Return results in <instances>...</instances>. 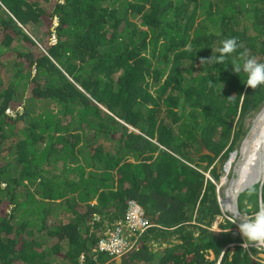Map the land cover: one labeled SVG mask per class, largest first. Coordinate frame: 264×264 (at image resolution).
I'll list each match as a JSON object with an SVG mask.
<instances>
[{
  "label": "trees",
  "instance_id": "obj_1",
  "mask_svg": "<svg viewBox=\"0 0 264 264\" xmlns=\"http://www.w3.org/2000/svg\"><path fill=\"white\" fill-rule=\"evenodd\" d=\"M245 50L264 63V0H0V264H117L97 245L129 200L155 225L121 264H215L230 243L221 264H264L232 222L210 229L205 174L264 100L232 72Z\"/></svg>",
  "mask_w": 264,
  "mask_h": 264
},
{
  "label": "clouds",
  "instance_id": "obj_2",
  "mask_svg": "<svg viewBox=\"0 0 264 264\" xmlns=\"http://www.w3.org/2000/svg\"><path fill=\"white\" fill-rule=\"evenodd\" d=\"M238 47L239 45L235 38L224 39L222 41V46L219 47L218 49L212 48L213 50L212 56L208 59H202L201 63L207 61L212 64H217V63L223 64L225 60L230 56V54H233L237 51ZM215 53H218V55ZM239 55H240V61L239 62L234 61L231 64L232 72L239 75L241 73L246 74V80L244 83L246 84V86L251 87L252 89H256L259 86H264V63L258 62V60L254 56H250L247 50L241 52ZM7 113L11 114V109H8ZM232 152L230 153L227 159L219 160L217 162V164L219 162H222L220 166V169L222 168V171L220 173V178L215 179L210 175L207 176L216 186V196L220 207V214L216 217L210 229L217 233L226 231L227 229H224L223 225L227 221H230L234 224L233 227H239L240 233L244 238V243L242 247L248 248L253 243H264V201L262 197V191L264 188V178L262 179L259 178L254 181L253 180L249 181L243 186L239 187L238 186L239 179L241 177L240 171L242 168L244 153L241 150L234 153ZM237 159H239V161L237 162L238 165L236 164V166L234 167ZM232 172L235 173L232 176L230 184L232 187L235 186L233 196L234 194H237V196L236 198L234 197L232 198L231 196H229V194H227L225 196V199H222L219 196V192L221 191L223 185H225L228 182L229 175ZM255 185H258L259 188L260 205L257 207L255 211L248 210L250 209L248 207L247 209L241 210L238 205L239 194ZM233 201H235L234 205H233ZM233 210L235 214L232 213L228 214V212L230 211L232 212ZM151 224L152 226L155 225L153 222H151ZM232 244L236 245V243H230L226 245V248L224 249L223 253L220 256L216 257V254H214L211 251L210 253H207L206 257L211 260H215V264H221L223 255L225 254L226 250L229 249L233 251L235 245L231 246ZM212 254L213 257L211 258L210 256ZM110 258L111 261H113V260L121 259L122 257L117 259H113L112 257ZM171 260L174 261V259ZM155 263L161 264L159 260L155 261ZM168 264H174V263L170 262Z\"/></svg>",
  "mask_w": 264,
  "mask_h": 264
},
{
  "label": "rangeland",
  "instance_id": "obj_3",
  "mask_svg": "<svg viewBox=\"0 0 264 264\" xmlns=\"http://www.w3.org/2000/svg\"><path fill=\"white\" fill-rule=\"evenodd\" d=\"M8 60L9 59L4 58L2 53L0 54V62L1 63L7 62L8 64H10ZM26 97L29 98L30 94H28ZM22 101H23L22 99H19V100L16 99L17 104H21ZM15 113H16V111L11 110V114H15ZM263 127H264V100L258 105V107L256 109L251 111L250 114L244 120V124L242 127V133L240 135V138L237 140V143L235 144L234 149L232 150L233 152L231 151L232 153H234V152H238L241 150L244 153V159L242 162V168L240 171V175L244 169V163H245V159H246L247 149L250 150L248 147H249L251 141H254L255 139L258 138L259 133H261V131H262L261 128H263ZM223 160H225V159H223ZM238 161H239V159H237L234 167L236 166V164L238 165V163H237ZM234 173L235 172H232L229 175L228 182L225 185H223L221 191L219 192L220 198L225 199V196L227 194H229V196H231L232 198L233 197L236 198L237 194H234V196H233L235 186L232 187L230 184V181H231ZM256 173H258V172H252V177L250 176L251 181L259 179L258 176L253 175ZM205 174H206V176H208V175L211 176V174L209 173V170H207L205 172ZM258 174H260V173H258ZM239 182H240V179H239ZM259 194H260L259 188L257 187V185L252 186V187L246 189L245 191L241 192L239 194V198H238V205H239L240 209L244 210V209H247V207H248V208H250L248 210L255 211L257 209V207L260 205ZM6 202L9 203L8 201H6ZM234 203H235V201H233V205H234ZM231 213L235 214L234 210L232 212L231 211L228 212V214H231ZM17 219L18 218H16V220H14V222H17ZM233 230L240 232L239 227H233ZM255 254L256 255H253L254 258H256V259H258V261L264 263L263 262L264 253L259 252L258 254L257 253H255ZM210 257L212 258L213 254ZM157 260H159V258H157Z\"/></svg>",
  "mask_w": 264,
  "mask_h": 264
},
{
  "label": "built area",
  "instance_id": "obj_4",
  "mask_svg": "<svg viewBox=\"0 0 264 264\" xmlns=\"http://www.w3.org/2000/svg\"><path fill=\"white\" fill-rule=\"evenodd\" d=\"M151 226L143 206L136 200H129L124 225L105 233L100 239L97 249L113 259L121 258L137 247L139 239L138 237L134 238V235L143 234ZM233 245L235 244L231 246ZM251 246L257 249V254L264 253V243H253Z\"/></svg>",
  "mask_w": 264,
  "mask_h": 264
},
{
  "label": "bare ground",
  "instance_id": "obj_5",
  "mask_svg": "<svg viewBox=\"0 0 264 264\" xmlns=\"http://www.w3.org/2000/svg\"><path fill=\"white\" fill-rule=\"evenodd\" d=\"M262 131L254 141H251L249 149H247L246 159L244 163V169L241 172L239 187L243 186L247 182L251 181L252 172H258L253 175H259L264 178V127ZM260 129V130H261Z\"/></svg>",
  "mask_w": 264,
  "mask_h": 264
},
{
  "label": "water",
  "instance_id": "obj_6",
  "mask_svg": "<svg viewBox=\"0 0 264 264\" xmlns=\"http://www.w3.org/2000/svg\"><path fill=\"white\" fill-rule=\"evenodd\" d=\"M203 150H204V153H209V151L208 150H205V148H203ZM221 164H222V162H219L217 164V167L220 168ZM118 260L121 261V259H118Z\"/></svg>",
  "mask_w": 264,
  "mask_h": 264
},
{
  "label": "crops",
  "instance_id": "obj_7",
  "mask_svg": "<svg viewBox=\"0 0 264 264\" xmlns=\"http://www.w3.org/2000/svg\"><path fill=\"white\" fill-rule=\"evenodd\" d=\"M174 254H175V256L176 255H180L181 253H179V252H174ZM187 256V255H186ZM190 255H188L187 257H189ZM192 258V257H191ZM116 263L117 264H121V261H119L118 259L116 260Z\"/></svg>",
  "mask_w": 264,
  "mask_h": 264
}]
</instances>
